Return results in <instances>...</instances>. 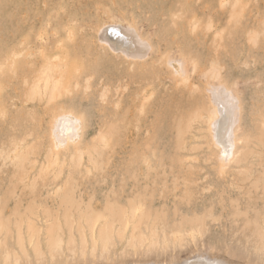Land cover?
<instances>
[{
	"label": "rangeland",
	"instance_id": "374dc122",
	"mask_svg": "<svg viewBox=\"0 0 264 264\" xmlns=\"http://www.w3.org/2000/svg\"><path fill=\"white\" fill-rule=\"evenodd\" d=\"M46 10L43 53L76 85L57 109L83 121L80 140L56 150L45 97L26 96L42 61L33 22ZM263 15L264 0H0V264H264L252 224L264 208ZM109 19L139 28L151 55L134 64L98 46ZM211 66L242 107L222 173L203 104ZM109 210L124 217L106 216L111 244L100 248L91 219ZM52 224L74 241L57 261Z\"/></svg>",
	"mask_w": 264,
	"mask_h": 264
},
{
	"label": "bare ground",
	"instance_id": "6f19581e",
	"mask_svg": "<svg viewBox=\"0 0 264 264\" xmlns=\"http://www.w3.org/2000/svg\"><path fill=\"white\" fill-rule=\"evenodd\" d=\"M43 1L50 2L53 0ZM262 17L264 18V15ZM119 18L123 21V18ZM53 19V15L49 13V10H46V12L38 14V19L33 22L36 25L33 33L39 43L38 47L40 48L39 50H41L42 61L37 69L33 68L32 71L34 72V75L32 80H26V83L28 84L26 96L38 99L45 97V104L49 105L50 110V147L53 150H56L69 143L75 144L80 140L83 130V121L71 110L57 109V106L61 103L60 99L69 95L76 85L71 81L73 78L71 72H63L64 67L61 63L55 64V58L49 60L45 56V53H43L47 50L46 47L48 46L47 41L49 39L48 33L50 31V20L52 21ZM109 21H103L98 27L96 36V41L98 42L97 45L99 44L98 46L106 48V50L113 54V56L120 57L123 60L134 64L141 63L137 60H142L146 56V52L149 49V44L146 42L148 39L145 38L146 40H144L142 38L144 36L140 32V29L138 28V31L133 24L131 25L134 27L131 25L123 26L124 24L120 21L118 22L117 19L112 22ZM257 36V33L253 30L248 32L247 40L250 45L254 46L256 44ZM151 53L149 55H151ZM149 55L146 59L150 57ZM166 60L167 62L165 61V63L173 67V74L183 75L185 73L182 69L184 63L183 60L175 57H168ZM165 68L167 71V67ZM220 70L221 69L217 66H211L207 72H204L201 75L206 83V86L203 89L205 97V102L203 104L208 113L206 117L209 125L208 129L213 131L214 143L220 149L217 152H219V169L222 173L223 167L226 166V163L228 161L231 162L230 160L234 159L235 156L233 149L241 141L236 132L240 128L238 123V120L240 119L239 115H241L239 114V109L242 107L239 105L240 99L234 92V89L229 88L226 85V82L222 80ZM233 145L234 148L232 147ZM137 212L138 210L133 208L132 212L127 217H124L123 213L111 210L107 211L105 215L96 214L95 217L91 219V241L95 239L98 241L100 248H105L111 244L109 230L105 227L106 216L111 215L115 221H121L124 217V226L127 227L128 222L135 219ZM252 219V224L254 226L253 235L262 245H264V208L260 210L257 216H253ZM198 225L201 226V222H198ZM191 232H193V230H191ZM94 234L97 235V238H93ZM191 237L190 241L194 239L193 236ZM46 238L47 253L51 258V261H57L61 258L63 246L69 250H74V241L71 238H68L67 240L63 239L60 226L54 224L50 225V227L46 229ZM130 239L132 238L130 237ZM180 239L182 240V238ZM174 240L178 241L179 238H175ZM138 241L140 242V238H138ZM28 245L32 251H34V256L38 257L39 254L35 253L37 251V245L33 242L31 236L28 238ZM135 245L137 247V242ZM147 245L149 246V242H147ZM19 262V259H14L12 264H18ZM140 264L151 263L141 262ZM195 264L197 263L195 262Z\"/></svg>",
	"mask_w": 264,
	"mask_h": 264
},
{
	"label": "snow or ice",
	"instance_id": "6c2138e0",
	"mask_svg": "<svg viewBox=\"0 0 264 264\" xmlns=\"http://www.w3.org/2000/svg\"><path fill=\"white\" fill-rule=\"evenodd\" d=\"M232 147L234 148V145Z\"/></svg>",
	"mask_w": 264,
	"mask_h": 264
}]
</instances>
